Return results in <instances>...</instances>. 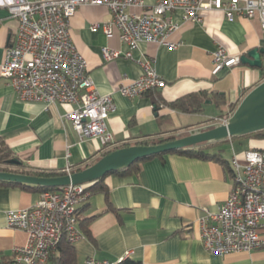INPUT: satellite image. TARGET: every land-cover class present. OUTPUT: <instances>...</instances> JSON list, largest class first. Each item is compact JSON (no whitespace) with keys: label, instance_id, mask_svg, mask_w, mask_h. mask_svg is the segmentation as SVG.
<instances>
[{"label":"crops","instance_id":"0c3cea01","mask_svg":"<svg viewBox=\"0 0 264 264\" xmlns=\"http://www.w3.org/2000/svg\"><path fill=\"white\" fill-rule=\"evenodd\" d=\"M158 1L144 0L148 6ZM172 18L179 28L168 41L181 43L177 49L141 43L133 59L121 56L112 62L104 60V47L122 53L128 47L118 35L108 38L101 28L97 32L91 29L93 24L111 21L110 10L85 5L70 20L73 43L87 61L95 86L101 94L113 96L116 111L110 116L109 129L115 146L194 132L213 124L211 116L203 121L194 119L215 109H221L219 117L264 81L260 69L243 64L212 75L214 54L220 47L240 57L264 48L257 18L235 16L229 20L219 11L204 13L202 24L185 21L180 11ZM17 26V20L0 8V66ZM145 57L155 59L166 87L134 99L122 96L120 85L142 75L137 60ZM201 93L205 96L201 112H184L168 105ZM217 94L225 96L220 107ZM72 109L69 104L22 101L0 75V135L29 169L65 172L68 167L76 170L101 158L105 149L99 140L80 142L72 123L65 119ZM207 151L216 157L204 160L170 153L146 161L136 174L106 177L108 196L94 193L80 210L82 218H96L89 224L88 236L73 244L77 264L89 258L116 264L127 259L141 264H264V249L225 255L208 252L201 242L199 223L205 210L216 213L231 193L233 154L244 163L245 152H264V139L231 138ZM40 195L22 187H0V264H9L13 250L28 242L27 232L7 225L6 212L31 208ZM53 255L49 264L59 252L55 250Z\"/></svg>","mask_w":264,"mask_h":264},{"label":"built area","instance_id":"2783aa9c","mask_svg":"<svg viewBox=\"0 0 264 264\" xmlns=\"http://www.w3.org/2000/svg\"><path fill=\"white\" fill-rule=\"evenodd\" d=\"M85 5L107 7L111 21L93 24L92 31L101 28L108 38L118 35L128 47L125 53L104 47L102 56L106 62L121 56L133 59L141 43L177 49L181 43L168 41L179 28L172 18L177 11L182 12L185 21L196 24H202L204 13L211 11L223 12L229 20L235 16L257 18L264 34V0H159L151 6L144 0H0V8L18 22L0 66L1 77L22 101L73 105L64 117L72 123L80 142L96 138L105 150L115 146L109 120L116 105L111 94L98 91L87 61L71 36L70 20ZM137 62L142 75L121 84L119 94L134 99L166 87L154 58ZM240 64V56H231L220 47L214 54L212 75ZM227 113L214 121L227 123L233 114ZM230 166L233 187L227 201L216 213L205 210L199 218L201 242L216 255L264 249V152H245L244 163L233 154ZM65 172L71 174L72 170L68 167ZM86 185L42 192L31 208L6 212L7 225L28 234V242L13 250L9 264H49L64 238L70 244L84 238L77 210L90 197ZM84 264L116 263L89 258Z\"/></svg>","mask_w":264,"mask_h":264},{"label":"water","instance_id":"95a60500","mask_svg":"<svg viewBox=\"0 0 264 264\" xmlns=\"http://www.w3.org/2000/svg\"><path fill=\"white\" fill-rule=\"evenodd\" d=\"M264 48L252 49L240 57L241 64L262 69ZM264 130V81L250 90L240 101L227 123L215 122L188 135L154 145H131L114 150L91 166L56 177H37L16 172L0 171V181L28 186L62 188L97 182L109 174L130 168L135 162L147 157L166 154L199 145H211L231 138L245 136ZM9 165L22 167L23 161L13 158Z\"/></svg>","mask_w":264,"mask_h":264},{"label":"trees","instance_id":"16d2710c","mask_svg":"<svg viewBox=\"0 0 264 264\" xmlns=\"http://www.w3.org/2000/svg\"><path fill=\"white\" fill-rule=\"evenodd\" d=\"M263 72V79H264V67L262 69H260ZM217 97H219V107L224 103L225 101V96L224 95H220L217 94ZM205 100V96L203 93L198 94V95H189L186 96L184 98H181L171 104H168L171 108L174 109H179L182 110L184 112H201L203 110V101ZM241 100H239L237 103L232 104L230 106V111L228 112H234L236 110V108L238 107L239 103ZM229 114L227 112H222L220 114V116L218 118H222L224 116H228ZM189 133H185V134H176V135H172L169 137H155V138H149V139H145V140H141L139 142H137L135 145H154V144H159V143H165L167 141L173 140L175 138H179L185 135H188ZM241 137H253V138H257V139H264V130L263 131H258L255 133H251L245 136H241ZM235 139V138H232ZM221 143V142H220ZM219 143H215V144H211V145H199L197 147L191 148V149H180V150H175L166 154H170V153H179V154H185L188 156H192V157H196V158H201L204 160H208V159H214L216 156L214 154L209 153L207 150L212 147V146H216ZM130 146V144H123V145H118V146H114L111 147L109 149L104 150L101 158L105 155H107L108 153L123 148V147H128ZM166 154H160L157 156H163ZM157 156H152V157H147L144 159H140L139 161L135 162L130 168L122 170V171H118L112 174L107 175L106 177L110 176V175H120V176H125L127 174H136L139 172L141 166L143 163H145L146 161L157 157ZM13 158H16L14 153L12 152L11 148L7 145L5 139L0 135V171H4V172H16V173H23V174H27V175H33V176H37V177H56V176H61V175H66V172H56V171H49V170H34V169H29L27 168L25 165H23L22 167H18L16 166L18 169L17 170H12L10 167L13 165H9L7 162ZM100 159V158H99ZM97 161V160H96ZM96 161L78 168L76 170H72V172L75 171H80L83 170L89 166H91L92 164H94ZM100 179L97 182H93L90 184H87V191L90 192V196L94 193H104L106 196H108V190L107 187L104 184V180L105 178ZM2 186H11V187H22L24 189H28V190H32V191H37V192H45V191H55L58 190L59 188H44V187H39V186H28V185H23V184H18V183H14V182H9V181H0V187ZM84 205V204H83ZM81 205L78 210H77V217H78V221H79V228L80 230H82L83 234L85 237L88 236V227L89 224H91V222L96 218V217H92V218H82L81 217V213L80 210L82 208ZM109 208L113 209L111 204L109 203ZM115 210V209H114ZM117 210H115L116 212ZM56 251L59 252V256L55 257V261L53 262V264H77V255H76V250L73 247V244H70L65 238L61 241V243L58 245V247L56 248ZM54 253V252H53ZM53 253L50 257V261H52L53 259ZM49 261V262H50ZM119 264H141L140 261H134L131 259H127L122 261Z\"/></svg>","mask_w":264,"mask_h":264},{"label":"rangeland","instance_id":"374dc122","mask_svg":"<svg viewBox=\"0 0 264 264\" xmlns=\"http://www.w3.org/2000/svg\"><path fill=\"white\" fill-rule=\"evenodd\" d=\"M221 109H215V110H210L209 113L205 114L206 116L200 117V118H195V121H203L207 119L206 117L211 118V122L214 123V120L216 119V115L219 114ZM190 133V132H189ZM12 170H17L18 168L16 166H11L10 167Z\"/></svg>","mask_w":264,"mask_h":264}]
</instances>
